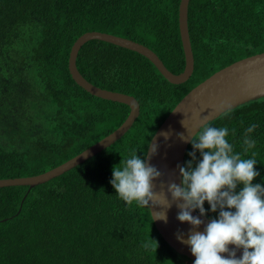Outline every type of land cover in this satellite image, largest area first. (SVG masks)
<instances>
[{
  "label": "trees",
  "instance_id": "1",
  "mask_svg": "<svg viewBox=\"0 0 264 264\" xmlns=\"http://www.w3.org/2000/svg\"><path fill=\"white\" fill-rule=\"evenodd\" d=\"M179 2L0 0V180L45 173L127 118V106L92 96L72 80L69 52L83 34L132 40L153 51L171 73H181ZM187 26L194 71L180 85L167 82L136 52L100 40L82 45L76 58L82 77L134 97L139 115L118 141L61 176L30 190L0 188V264H193L164 242L147 207L116 194L112 168L134 151L145 159L151 138L191 89L264 52V0H190ZM208 124L227 127L225 139L234 152L257 160L259 176L252 183L264 187V97ZM252 124L256 146L245 152V130ZM191 151L190 144L183 166ZM200 159L197 151L193 167ZM203 207L206 220L218 218L219 210L211 212L207 202Z\"/></svg>",
  "mask_w": 264,
  "mask_h": 264
},
{
  "label": "water",
  "instance_id": "2",
  "mask_svg": "<svg viewBox=\"0 0 264 264\" xmlns=\"http://www.w3.org/2000/svg\"><path fill=\"white\" fill-rule=\"evenodd\" d=\"M189 1L180 0L178 8L179 36L185 63L183 71L179 74L171 73L153 51L132 40L100 32H87L80 36L72 45L68 57V71L72 80L92 96L127 106L129 108L127 118L115 131L69 161L40 175L1 179L0 188L27 186L30 190L61 176L118 141L138 117L140 106L134 97L100 89L86 81L79 73L76 67L77 53L86 42L100 40L136 52L153 64L170 84L185 83L194 71V59L187 26ZM262 97H264V52L243 58L224 67L191 89L172 109L149 142L145 159L161 173L160 177L152 182L160 206L148 208L151 219L164 242L174 252L191 262L195 257L192 255L189 245L186 242H181V239L177 237L182 234V240L187 241L191 232L203 233L210 221L200 216L195 210L191 214L202 220L199 227L193 228L187 222L178 221L176 217L180 209L177 207V203L180 202L173 201L171 193L167 190L170 183H175L178 186L181 184L177 166L184 164V157L190 145L187 142L190 139V133L199 130L203 123H209L225 111ZM221 102L225 103L224 107L220 106ZM178 134H182L184 139H181ZM152 146H155L154 154ZM168 203L170 207L167 206ZM155 212L165 213L166 221L155 219L153 215ZM228 248L229 251L235 249V258L242 256V248H236L231 244L228 245ZM221 255L224 258L228 257V253Z\"/></svg>",
  "mask_w": 264,
  "mask_h": 264
},
{
  "label": "clouds",
  "instance_id": "3",
  "mask_svg": "<svg viewBox=\"0 0 264 264\" xmlns=\"http://www.w3.org/2000/svg\"><path fill=\"white\" fill-rule=\"evenodd\" d=\"M224 104L221 102L220 106L224 107ZM256 127L252 124L245 130V152L256 146V141L249 135ZM228 133L227 127L216 128L206 122L190 133L187 142L193 149L188 153L192 159L184 166H177L181 184L170 183L167 189L172 200L180 202L177 203L180 211L176 219L193 228L199 227L202 220L191 213L198 210L200 216L206 215L205 202L211 212L219 210V215L207 224L203 233L191 232L187 241L182 240V234L177 238L189 245L195 257L193 264H264V187L252 183L259 176L254 170L257 160L242 159L235 153L225 139ZM178 135L184 139L182 134ZM197 151L201 159L193 167ZM152 153H155V146H152ZM118 165L113 166L110 180L116 194L127 203L136 201L149 209L159 207L152 182L161 173L146 159L137 156V151L126 160H120ZM238 184L242 188L237 192ZM153 215L157 220L167 219L163 212ZM230 244L243 249L240 258H235V249L229 251ZM222 253H228V257L224 258Z\"/></svg>",
  "mask_w": 264,
  "mask_h": 264
}]
</instances>
